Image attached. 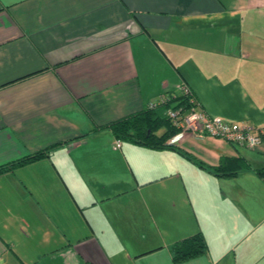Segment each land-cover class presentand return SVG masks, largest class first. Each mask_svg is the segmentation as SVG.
<instances>
[{
    "label": "crops",
    "instance_id": "crops-1",
    "mask_svg": "<svg viewBox=\"0 0 264 264\" xmlns=\"http://www.w3.org/2000/svg\"><path fill=\"white\" fill-rule=\"evenodd\" d=\"M181 81L261 143L116 147L107 125ZM37 152L0 174V264H264V0H0V165ZM197 232L207 251L174 261Z\"/></svg>",
    "mask_w": 264,
    "mask_h": 264
},
{
    "label": "trees",
    "instance_id": "trees-1",
    "mask_svg": "<svg viewBox=\"0 0 264 264\" xmlns=\"http://www.w3.org/2000/svg\"><path fill=\"white\" fill-rule=\"evenodd\" d=\"M191 94L194 99H196L193 92H191ZM163 97H166V100L163 99V101H161ZM194 101L190 102L189 95H181L178 92L169 96L162 94L155 102L154 106L149 107L147 105L140 111L110 122L107 127L118 140H132L150 148H174V145L168 144L167 140L173 136L178 129L174 125L173 120L169 117L168 110H188L194 104ZM194 106L197 107V104H194ZM161 126H164V130L160 134H157L156 131ZM43 154V152H37L5 165H0V174L17 166L37 160L43 157ZM245 167L246 163L243 159L229 158L214 166L213 169L214 173L217 175L231 176ZM171 249L173 260L181 262L205 253L207 251V243L202 233L197 232L176 241Z\"/></svg>",
    "mask_w": 264,
    "mask_h": 264
},
{
    "label": "built area",
    "instance_id": "built-area-1",
    "mask_svg": "<svg viewBox=\"0 0 264 264\" xmlns=\"http://www.w3.org/2000/svg\"><path fill=\"white\" fill-rule=\"evenodd\" d=\"M181 95H189L190 102L197 104L196 99L191 94V89L184 81L179 84ZM166 100V97H163ZM155 102L149 103L148 106H154ZM194 104L188 109L168 110L169 117L173 120L178 131L171 136L167 143L176 145L187 133H193L197 136H213L222 138L234 144L245 145L254 148L261 143L262 130L257 129L249 123L228 122L218 116H210L205 111L197 109ZM116 147L121 145L120 140H116Z\"/></svg>",
    "mask_w": 264,
    "mask_h": 264
},
{
    "label": "rangeland",
    "instance_id": "rangeland-1",
    "mask_svg": "<svg viewBox=\"0 0 264 264\" xmlns=\"http://www.w3.org/2000/svg\"><path fill=\"white\" fill-rule=\"evenodd\" d=\"M164 130V126H161V127H159L158 129H157V131H156V133L157 134H159V133H161L162 131ZM238 146V145H237ZM240 146V145H239ZM190 163V162H189ZM234 232H235V228H237V231H238V233H239V230H240V232L242 233V235H244V233H245V226L246 225H244V215L243 214H241L240 212H242V210H238V208H237V210H236V208H234ZM237 233V234H238ZM166 239H168V236L167 237H165ZM230 239V238H229ZM229 239H227L226 238V240L228 241V242H230V240ZM241 239H243V238H238V237H235V239H234V245H236V246H238L237 248H236V257H237V260L239 261V258H242L243 257V255L244 254H247V251L248 250H252V247H251V249H249L248 248V246H250L251 245V242H250V244H249V242H245V243H243V241L241 240ZM252 244H253V242H252ZM241 246V247H240ZM223 249V248H222Z\"/></svg>",
    "mask_w": 264,
    "mask_h": 264
}]
</instances>
